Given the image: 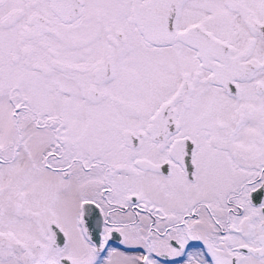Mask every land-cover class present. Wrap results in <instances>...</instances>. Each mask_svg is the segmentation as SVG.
I'll list each match as a JSON object with an SVG mask.
<instances>
[{"label":"snow or ice","instance_id":"6c2138e0","mask_svg":"<svg viewBox=\"0 0 264 264\" xmlns=\"http://www.w3.org/2000/svg\"><path fill=\"white\" fill-rule=\"evenodd\" d=\"M0 264H264V0H0Z\"/></svg>","mask_w":264,"mask_h":264}]
</instances>
